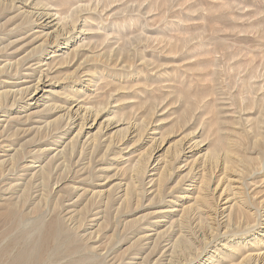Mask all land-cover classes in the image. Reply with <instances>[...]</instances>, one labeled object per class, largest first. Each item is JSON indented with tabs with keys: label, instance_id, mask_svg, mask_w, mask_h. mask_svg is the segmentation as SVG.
<instances>
[{
	"label": "rangeland",
	"instance_id": "rangeland-1",
	"mask_svg": "<svg viewBox=\"0 0 264 264\" xmlns=\"http://www.w3.org/2000/svg\"><path fill=\"white\" fill-rule=\"evenodd\" d=\"M25 2L29 7L19 8L22 5L16 0L15 8L11 9L8 15L0 17V26L3 27L0 29V39L3 40L0 46L4 45L8 39L18 38L20 41H17L16 44L21 43L20 45H22L27 41L17 52L18 54L21 50L31 48L33 41L28 42V39H32V34L43 35L41 21L34 20L32 16L30 19V15H27L29 17L25 19L27 22L23 25L24 28H17L19 31L12 30L11 33H8L7 30L14 29L18 24L19 21L17 22V18L14 17L17 13L26 15L28 11L36 13L41 10H48L54 14L59 11L58 14L56 13V18L60 15L59 13H62L61 17L68 20V29H70L68 36H74L75 41L73 40L74 44L69 47V56L63 54L68 62L61 63V51L54 56V53L47 50L41 56L45 59L43 64L34 65L31 68L45 71L48 69L47 67H50L49 78L51 81H47L43 91L39 94V96L41 95L39 107L31 105L33 100L29 99L18 104L17 110L21 106L30 104L29 109L22 113L23 118L28 113L34 117L24 127L32 125L35 128L37 125L35 128L37 131V128L42 126L46 132L48 131L46 130L47 121L51 119V125L48 127L52 129L56 118H58L57 122L60 119L59 123L65 125L61 116L65 111L59 108L48 113L49 116L42 117L38 113L40 117H35L38 109H42V115H47L43 110L46 109V106H43L45 97L50 98L51 103L63 105L65 99L75 96L80 100H86V106L102 109L104 111L102 119L121 120L117 127L112 126L104 131L103 136L101 135L99 147L102 151L97 147L95 154L97 152L98 154H94L95 158L93 156L91 167V172L93 171L92 173L96 176L93 180L94 183H85L86 185H84L92 191L102 189L112 190L115 193L120 181H123L122 183L130 181L131 175L128 174L133 172V168L129 165L133 166L141 156L147 155L148 151L144 149L150 147V139L152 140L155 136L157 141L163 140L165 143L163 149L155 154L154 161L152 160L148 164L143 187L138 189L141 192V196H139L141 200L139 202L134 200L128 215H118L119 231L121 225L126 221L129 223L134 221L133 223L139 227L144 226L147 235L153 236L151 234H156L157 231L167 233L170 230L167 228L180 217L183 210H188V207L194 210L198 205H203L201 202L209 190L212 198L208 199L210 204L207 205H210L211 208L215 207L218 210L224 208L229 205L226 203L228 200L226 197L236 196L240 203L242 202V206L252 211L245 218L242 217L239 220L240 223L233 225L240 224L241 228L238 233L234 234L235 236L232 235L227 239L233 246L232 248H238V250L242 248L243 251L245 244L247 249L248 245L252 248L257 246L264 248V0H25ZM45 32L47 31H44V34ZM60 48L67 49V44H60ZM7 54L11 55L12 52H7ZM23 54L25 53L23 52L21 55ZM48 61L50 64L46 66ZM31 69L24 66L16 78L7 81L12 82L11 84H20L14 89L23 87L21 83L31 79L28 78L32 73ZM67 75H70L71 78H68ZM86 98H89L90 101ZM105 107L107 110L104 109ZM38 114L37 116H39ZM112 115L116 117L114 118ZM141 117L142 120H140ZM130 119L137 123L141 122L139 124L150 122L145 137L143 136V140H141L143 142L138 141L137 136L129 135L130 132L126 126L131 122ZM45 120L47 121L45 122ZM66 128L60 130L63 132ZM97 128L98 125L92 129L90 135L83 136L80 144L83 143V140H91L90 137L95 136ZM60 130L55 133V136L49 138L50 140L47 136V139H44L52 144L53 140L58 141L68 137L69 134L64 136ZM45 132L40 133L37 137ZM114 132L117 134L115 135ZM125 134L128 135L124 139L123 135ZM31 136H35V132ZM109 136H114L116 142L109 151H106L105 147L108 143L106 139ZM192 137H194V141L200 142L201 147L192 151L186 149L178 159L179 161L172 164V174L165 182L164 199L161 203H150L153 189L150 187L152 184H148V180L152 176H157L155 174L161 170L160 166L164 162V158L171 159L177 151L176 149L184 147V144ZM28 138L29 135L22 141H26ZM133 139L135 140L133 141ZM117 141L119 142L117 143ZM51 147H54V144ZM166 151L169 152V155ZM213 151L215 154L218 153L220 162L225 158V155H229L226 162L229 165L226 174H232L234 180L230 181L229 189L224 187L226 182L221 183L215 191V195L212 196L214 188L223 175L220 174L221 171L218 172L220 162L214 171H212L213 168L206 167L205 174L199 172L200 170L193 172L188 170L194 161L199 164L202 160L200 158L208 157L207 159H209ZM202 152H207V155ZM137 155L139 156L135 158ZM85 157L87 159L84 163L88 165L91 159ZM145 158L141 157L143 160ZM197 171L198 173H196ZM119 174H122L121 177ZM199 180L204 181L203 187ZM224 188L230 194L224 191L222 197H226L218 201L217 196ZM114 198L112 205L115 206L111 209L112 211L109 210L112 219L110 221L113 223L114 210L119 204L116 196ZM136 205L140 207L136 208ZM195 205L196 207H194ZM192 214L194 215V213ZM121 222L123 223L121 224ZM145 223L146 225L158 224L152 226L151 229H146V225H143ZM166 225L167 228H165ZM0 227V235L4 236L2 243L6 244L9 241L8 236L2 234L5 225L1 224ZM223 240L224 237L214 239L209 245L208 251H213L216 245L221 248L225 243ZM146 241L150 242L151 240ZM127 244L130 245L129 242L118 245L120 247L118 252H132L133 248L129 249L131 245ZM232 248H228V250L231 251ZM218 253L217 250L216 255ZM222 257L226 258L225 255ZM137 260L140 258L134 262Z\"/></svg>",
	"mask_w": 264,
	"mask_h": 264
},
{
	"label": "bare ground",
	"instance_id": "bare-ground-1",
	"mask_svg": "<svg viewBox=\"0 0 264 264\" xmlns=\"http://www.w3.org/2000/svg\"><path fill=\"white\" fill-rule=\"evenodd\" d=\"M18 1L19 4L22 5H18L20 6L19 8L29 7L27 6L28 4L25 2V0ZM16 4V0H0V17L3 15H8L11 9L15 8ZM34 12L32 13L31 11H28L26 15L24 13H17L14 15V17L17 18V22L19 21L18 24L14 29H11L10 31L7 30L8 33H11L12 30L14 31L17 30V28L23 27V25L27 22V20H25L26 17H29L27 15H30V19L32 16L34 20L41 21V33H43V35L37 36L36 33L32 34V39H28V42L33 41L31 48L28 50H21V52H19L20 54H18L17 52L21 49L22 45L27 43L26 41V43H22V45H20L21 43L16 44L17 41H20L18 38L13 40L8 39L4 45L0 46V56L3 57V59L0 57V223L5 225L2 234L8 236L9 239V241L6 239L8 242L3 244L2 240L4 236L0 235V264H264V248H260V246L252 248V246L248 245L249 247L247 249L245 244L243 247L244 250L242 251V248L239 250L238 248H232L233 246L227 241L228 237L240 231V224H237L236 226L233 225L235 223H240L241 221L239 220H241L242 217L245 218L248 213L251 214L252 212L251 210H247L244 206H242V202L240 203L236 196L232 198L225 196L228 199L226 203H229V205L219 210L215 207H212V209L210 205H207L210 204L209 198H212L209 193L210 191L208 190L206 196L201 202L203 205L200 206L196 204L198 206L194 210H191L192 208L190 209V207H188V210H183L182 214L180 213V217H178L175 222H172L170 227L167 228L166 225L165 228H167V230L170 229L167 233H161L157 231L156 234L154 233L155 236L154 234H151L153 236L147 235L148 233L146 234L147 231L144 230V226L139 227L137 224L133 223L134 221L131 223L126 221L124 224L121 222L122 225L119 231V225L117 223L119 217L118 215H128V211L130 210L134 200L138 202L141 200L139 197L141 196V192L138 191V189L143 187L144 181L146 179L145 175L148 164L151 163L153 159H155V154L163 149L165 145L163 140L157 141V137L155 136V138L153 137L152 140L150 139V147H144L145 149L143 148L145 151L147 149V155L141 156L140 154L141 157L146 158L143 160L140 157L137 162L134 161L135 164L133 166L129 165L131 168H133V172H131V174L128 172V175H131L130 181H125L124 183H122L123 181H120L119 186H117V188L115 186L116 192L113 193L112 190L107 191L102 189L98 191H92L89 190V188H86L84 185H86L85 183L91 184L94 180V177H96L92 173L93 171L91 172V167L93 156L97 151V147L100 145V138L104 135L103 133L106 129H109L110 127L112 128V126L117 127L121 120L102 119L104 111L102 109L89 107L88 105L86 106L85 98V101H83L78 97L69 96L67 99H65L63 105H57L55 103H51V101H49L50 98L45 97L43 98L45 99L43 106H46V109L43 110H45V114L47 115H42V109H38L36 110L37 113L35 117H40V115L42 117L49 116L50 114L48 115V113H51L52 111H55V109L59 108L65 111L61 115L64 119V121L63 119L62 121L65 122V125L63 126V124L61 125L59 123L60 119L57 122L56 119L58 118L55 117L56 123H54V125L52 124V126H54L52 129L51 127H48L51 125V119L49 120L50 122L45 120V122L47 121V126L46 124L44 125L47 127L46 130H48L46 132L44 131L45 129H42V126H39L37 131L35 130L37 125L35 128L32 125L31 127H24L29 121L31 122L34 117L28 113L24 115L23 118L22 113L29 109L30 104L21 106L17 110L16 108L18 107V104L24 102L25 99H29L33 100L31 101L33 102L31 105H35L36 108L39 107V102L41 101V95L39 96V94L43 91L47 81H51L49 78L51 71L50 67H47L48 69L45 71L40 69L37 71L36 68H31L34 65L43 64L45 59H43L41 56L47 50H50L51 53H54V56L61 51V63L68 62L66 57H64L65 55L63 54H67V57L69 56V47L72 46L74 44L73 42L75 41L74 36H68V33L70 34V29H68V20L66 21L65 18L63 19L61 17L62 13H59L60 15L56 18V13L58 14L59 11H57L55 14L54 12L48 10H41L40 12L36 13ZM2 28L3 27L0 26V29ZM44 31L47 32L44 34ZM1 42H3L2 39H0V45L2 44ZM60 44H67V49H61ZM7 52H12V54L8 55ZM23 52L25 54L21 55ZM75 52L77 53L76 49ZM53 60L55 59L53 58ZM49 64L50 62L48 61L46 66ZM24 66H28L29 69L32 70V73L28 76V78L31 79L25 83L20 82L23 87H17L14 89L16 86H20V84H11L12 82H8L7 80L16 78V76L20 73L21 68H24ZM69 76L68 78H71ZM85 91L87 92V90ZM89 94L91 95V93ZM86 99L89 100V98ZM106 108L107 107L104 109ZM37 114L39 116H37ZM112 117L114 116L112 115ZM142 119L143 118L141 117L140 120ZM139 123L131 120V122L128 124L126 123V127L128 132H130L129 135H133V137L137 136V140L141 141L143 140V136L145 137V132L147 131L150 122L142 124ZM97 125L98 128L97 132L94 134L95 136L90 137L91 140H83V143L80 144L81 138L85 135H90L92 129L96 128ZM65 127L67 128L62 132L60 129ZM59 130L64 136H67V134L69 135L63 140L60 139L61 142H59L60 140H53L54 143L52 144H54V147H51L52 144L48 140H50L49 138H52L53 135L55 136V133H57ZM33 132H35V136L30 137L31 134L33 135ZM43 132L46 134L44 133L43 135L37 137V135ZM116 134L117 132L115 135ZM28 135V140L22 141ZM127 135H123V138ZM46 136L48 140H45L47 139ZM110 136L107 137V139L105 138L108 140V143L105 147L106 151H109L111 147L115 145L114 142H116V140L113 138L114 136ZM117 136L119 138V135ZM193 139L194 137L189 139L184 144V147L176 149L177 151L175 150L176 152L172 155L171 159L164 158V162L160 166L161 170L155 174L157 176L150 177L148 184H152L150 187L153 189V196H151L150 203H161V201L164 199L163 195L165 194V182L166 179L172 174V164H175L177 161H179L178 159H180L181 155L186 149L192 151L193 149H198L201 147L200 142L194 141L195 139ZM134 140L135 139H133V141ZM192 140L194 141L193 144ZM119 141L121 142V140ZM119 141H117V143ZM98 149L101 148L99 147ZM53 151H55V153H52ZM112 151L114 150L112 149ZM167 153V155H169V152ZM205 153L207 155V152ZM116 154L118 155V153ZM85 156L91 159L89 160L88 165H86L87 163H84L85 159H87ZM138 156L139 155H137L135 158ZM218 156V153L215 154L213 151V154L209 157V159H207L208 157L205 159L200 158L202 160L199 164H196L194 161L188 171L193 172L200 170L199 172L205 174L206 167H210V169L213 168L212 171H214L218 168L220 162V158ZM165 157L167 158V156ZM29 158L31 160H28ZM227 158L229 159V155H225V158L221 159L218 172L221 171L220 174L223 175L221 177L222 179H219L216 188H214V193H212V196L215 195V191L221 183L224 184L226 182L224 187L229 189V187H231L230 181L234 180L232 174H226L229 167V165L226 164L228 161ZM198 171L196 173H198ZM191 175L193 174L191 173ZM200 185L204 186V181H201ZM225 188L218 194V201L219 199L223 200L225 198L222 197L223 192H227ZM203 190H206V188H203ZM227 193H229V191ZM114 196H116L117 202H119V204L114 210L115 213L113 214V223V221H110L111 214L109 215V210L115 206L112 205L113 200L115 199ZM190 203L192 204V202ZM196 205L194 207H196ZM136 206V208L140 207L139 205ZM184 207L183 209L186 208ZM204 207L208 209H205ZM201 211L203 213H199ZM192 213H194V215ZM157 224L158 223H155L154 225H146L145 223L143 225H146V229H151L152 226H156ZM251 224L252 222L250 225ZM242 226H244V224ZM221 230L223 231L221 232ZM220 237H224V245H222L221 248H218L216 245L213 251H208V247L214 241V239H219ZM146 240L151 241L147 242ZM123 242H129L131 246L129 244L127 245L130 246L129 249L132 247L133 251L130 253L121 251V253H119L118 250L120 251V247L118 245ZM228 248H232V250L229 251ZM217 250L219 253L216 255ZM159 252L160 254L158 255ZM219 254L225 255L226 258ZM137 258H140V260L134 262V260Z\"/></svg>",
	"mask_w": 264,
	"mask_h": 264
}]
</instances>
